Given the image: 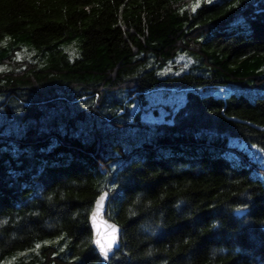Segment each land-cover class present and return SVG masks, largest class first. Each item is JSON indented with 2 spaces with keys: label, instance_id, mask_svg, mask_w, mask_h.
I'll use <instances>...</instances> for the list:
<instances>
[{
  "label": "trees",
  "instance_id": "trees-1",
  "mask_svg": "<svg viewBox=\"0 0 264 264\" xmlns=\"http://www.w3.org/2000/svg\"><path fill=\"white\" fill-rule=\"evenodd\" d=\"M0 0V264H264V0ZM40 245L39 248L36 246Z\"/></svg>",
  "mask_w": 264,
  "mask_h": 264
},
{
  "label": "water",
  "instance_id": "water-1",
  "mask_svg": "<svg viewBox=\"0 0 264 264\" xmlns=\"http://www.w3.org/2000/svg\"><path fill=\"white\" fill-rule=\"evenodd\" d=\"M103 196L104 200L100 204L99 212H97L98 202L100 197ZM110 199V193L108 191H103L95 201L94 208L90 214V225L93 231V246L98 250L101 257L100 264H110L111 258L122 246V228L114 220L107 217L108 204ZM110 225H114L117 229L116 231V242L112 246L111 251L108 253V258L105 259L103 253L101 252L100 244L97 243L99 240L101 243L105 242L106 237L111 233Z\"/></svg>",
  "mask_w": 264,
  "mask_h": 264
},
{
  "label": "snow or ice",
  "instance_id": "snow-or-ice-1",
  "mask_svg": "<svg viewBox=\"0 0 264 264\" xmlns=\"http://www.w3.org/2000/svg\"><path fill=\"white\" fill-rule=\"evenodd\" d=\"M206 2L211 3L212 0H206ZM199 6H200V0H197V3L192 6V10L195 11L196 8H198ZM0 70H2V69H0ZM103 200H104V197L101 196L100 201L98 202L97 212H99V207H100V204H102ZM109 227L111 228V233L106 237L105 242L101 243L99 240L97 241V243L100 244L101 252L103 253L105 259L108 258V253L111 251L112 246L116 242V231H117V229L115 228L114 225H110ZM36 247L39 248L40 245H37Z\"/></svg>",
  "mask_w": 264,
  "mask_h": 264
}]
</instances>
